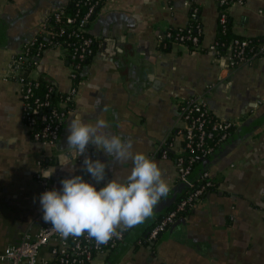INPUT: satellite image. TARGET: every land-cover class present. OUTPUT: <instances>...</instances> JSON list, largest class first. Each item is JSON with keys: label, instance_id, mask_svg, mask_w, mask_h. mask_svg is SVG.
<instances>
[{"label": "crops", "instance_id": "obj_1", "mask_svg": "<svg viewBox=\"0 0 264 264\" xmlns=\"http://www.w3.org/2000/svg\"><path fill=\"white\" fill-rule=\"evenodd\" d=\"M66 3L0 0V253L25 235L33 239L49 224L40 211L44 190L36 176L39 160L45 168H56L46 179L50 190L61 189V180L73 175L95 183L81 168L85 156L109 160L98 189L114 174L121 180L129 174L131 162L112 163L91 144L84 155L68 157L74 171L61 168L57 157L69 153L68 121L78 115L88 123L105 119L107 131L131 139L135 152L161 167L171 188L154 215L133 227L117 249L100 254L98 264H264V56L233 67L227 54H219L214 47L221 14L216 0H105L89 26L97 40L95 55L83 70L58 141L44 144L25 123L21 86L9 69L25 43ZM194 8L202 27L200 45L190 49L171 43L163 49L159 34L171 26H187ZM226 12L234 33L264 37V0L235 2ZM38 61L30 71L48 77L57 92L67 95L72 66L64 50L48 48ZM193 96L235 124L230 138L202 157L189 175L198 183L208 172L216 188L155 239L144 240L148 226L189 190L179 178L176 157L184 153L180 105ZM164 149L173 157H163ZM53 244L41 250L42 258H51Z\"/></svg>", "mask_w": 264, "mask_h": 264}, {"label": "built area", "instance_id": "obj_2", "mask_svg": "<svg viewBox=\"0 0 264 264\" xmlns=\"http://www.w3.org/2000/svg\"><path fill=\"white\" fill-rule=\"evenodd\" d=\"M66 1L67 5H71L73 11H68L67 5L57 9L44 22L38 33L39 35L44 34L48 43L37 39V37L29 39L25 43L24 49L14 56L9 69V76L21 86L20 93L25 123L31 129L33 138L36 141L49 145H54L58 141L63 121L71 111L72 98L78 90L80 69L88 59L95 55L96 38L90 31L89 26L102 13L101 10L105 2V0ZM216 1L221 8L219 21L225 23L227 20L226 9L235 2L244 3L246 0ZM190 19L199 22L197 8L192 10ZM195 27L198 34L193 36L190 33L194 25L191 27H188V25L176 27L180 30L187 29V34L177 33L175 36L170 29H166L159 34V42L163 45L166 41L174 39L172 43L184 44L189 39L192 40L195 46H199L202 27L200 23ZM247 44L248 41L240 42L236 40L235 49L232 46L228 47L226 54L230 57L233 67L251 63L250 61L253 58L264 53V41L259 44L257 51L251 50V56L245 50ZM32 48H35L33 67L38 65V60L46 49L64 50L72 66L69 79L73 84L67 95L59 94L53 84L49 86L44 96L37 95L36 90L40 86L38 76H35L31 71L27 75L25 74V63L22 59V56L29 57L31 55ZM53 92L60 97L57 103L52 102ZM211 113L213 112L207 107L205 99L200 97H190L180 105V120L185 125L181 131L184 139L183 150L184 153L190 155L187 158L180 155L176 160V164L179 178L188 184L189 190L179 201L177 207L155 225L150 240L155 239L162 231L174 224L182 212L195 206L202 199L205 187L213 185L212 182H207L200 188L194 189L195 183L189 180V175L197 160L195 155L199 154L200 157H207L213 153L219 145L230 138L235 127L232 121L221 119ZM168 152L167 149H164L162 151L163 157H168ZM38 166L40 169L36 176L42 183L45 192L50 190L48 181L40 175V171L45 166L41 160L38 161ZM209 175L208 172H204L201 177L204 179L208 178ZM125 237L126 232L123 231L118 237L112 238L103 245H98L94 239L89 238L86 234L79 238L68 237L64 239L52 229V225L49 223L42 226L33 239L29 235H25L19 242L6 247L0 253V262L10 261L12 264H98V256L118 248ZM50 242L54 243L50 247L51 258L44 259L40 256L41 250L48 247Z\"/></svg>", "mask_w": 264, "mask_h": 264}, {"label": "clouds", "instance_id": "obj_3", "mask_svg": "<svg viewBox=\"0 0 264 264\" xmlns=\"http://www.w3.org/2000/svg\"><path fill=\"white\" fill-rule=\"evenodd\" d=\"M110 124L102 118L95 123L83 121L78 115L68 121L67 155L57 157L62 169L74 171L68 157L78 158L94 145L112 163L131 162V170L124 180L115 177L103 187L97 185L106 179L108 162L85 156L81 168L95 183L82 175L61 180V189L48 190L39 197L40 211L45 223L62 238L87 235L98 245L108 243L123 231L144 223L154 215V208L171 191L161 167L149 156L133 150L131 139L107 131ZM54 166L43 168L40 175L51 178Z\"/></svg>", "mask_w": 264, "mask_h": 264}, {"label": "trees", "instance_id": "obj_4", "mask_svg": "<svg viewBox=\"0 0 264 264\" xmlns=\"http://www.w3.org/2000/svg\"><path fill=\"white\" fill-rule=\"evenodd\" d=\"M66 5H67V3H66ZM65 5V6H66ZM69 5H67L66 6V8H68V11H73V9H72V7H71V5L68 7ZM64 7V6H63ZM53 22H52V20H51V24H52ZM198 23H200V22H198L197 20H191V21H189V24H188V27H191L192 25H194V28H193V30H192V32L190 33L192 36L193 35H196V34H198L197 33V31H196V27H195V25H198ZM168 29H170L171 31H172V33H173V35L175 36L177 33H185V34H187V29H182V30H180V29H178V28H176V27H173V26H171L170 28H168ZM173 36V37H174ZM202 36L203 35H201L200 37H201V40H202ZM33 37H37V39H39V40H42V41H45V43H48L47 41H46V38H45V36H44V34H42V35H39V34H35ZM32 37V38H33ZM32 38H30V39H32ZM172 40H174V39H171V40H168V41H166V43L165 44H163V49H166V50H168L169 48H170V45H171V43H172ZM236 40H238V41H240V42H242V41H248V44H247V46L245 47V50H246V52H247V54L249 55V56H251L252 55V52H251V50H253V51H257L258 49H259V44L262 42V41H264V37H244V36H241V35H238V34H236V33H234V31H233V29H232V23H231V20H230V18H229V16L227 15V20H226V22L225 23H221L220 21H219V27H218V32H217V36H216V39H215V43H214V45H215V47L218 49V51H219V54L220 55H224V54H226L227 52H228V47L229 46H232L234 49L236 48ZM200 43H201V41H200ZM96 44H97V40H96ZM96 44H95V52H96ZM184 44L188 47V48H190V49H194L196 46L194 45V43L192 42V40H189V39H187L185 42H184ZM25 46V45H24ZM23 49H24V47H23ZM22 49V50H23ZM21 50V51H22ZM20 51V52H21ZM35 53V48H32V51H31V55L28 57H25V56H22V59H23V61H24V63H25V65H24V72H25V74L27 75L29 72H30V70L33 68V54ZM264 55V53H262V54H259L258 56H256L255 58H253L250 62H252L254 59H256V58H259V57H261V56H263ZM67 59H68V57H67ZM90 60L91 59H88V61H86V63L83 65V67L80 69V71H79V80L80 79H82V77H83V70H84V68L89 64V62H90ZM68 61H69V59H68ZM70 62V61H69ZM38 81H39V84H40V86L37 88V90H36V93H37V95H40V96H44V94L48 91V88H49V86H51V84H52V81L48 78V77H45V76H39L38 77ZM59 94H62V93H59ZM51 99H52V102L53 103H57L58 102V100L60 99V97L58 96V95H56L55 94V92H53V95H52V97H51ZM211 114H213V113H211ZM213 116V115H212ZM215 116V115H214ZM39 124H40V122H39ZM169 153V156L171 157H173V153L172 152H168ZM190 154L189 153H184V154H182V156H184V157H188ZM195 156H197V160L195 161V163H194V166L198 163V162H200V160H201V158L202 157H200L199 156V154H197V155H195ZM179 156H177L176 157V159L178 158ZM194 168V167H193ZM207 182H212V184L213 185H210V186H207V187H205V190H204V194H203V196H202V198L207 194V192L208 191H210V190H212V189H215L216 188V184H215V182H214V180H213V178L209 175V177L207 178H200L199 179V181H198V183H195V186H194V189H197V188H200L202 185H205ZM184 197V196H183ZM182 197V198H183ZM181 198V199H182ZM180 199V200H181ZM179 203V202H178ZM178 203H177V205H178ZM177 205L174 207V208H172L169 212H171L173 209H175L176 207H177ZM188 210H190V209H186L184 212H186V211H188ZM184 212H182V213H184ZM181 213V214H182ZM168 214V213H167ZM161 220V219H160ZM159 220V221H160ZM159 221H157V222H154V223H152V224H150L149 226H148V229L145 231V237H144V240H148V239H150V236H151V232H152V230H153V228L155 227V225L159 222ZM132 229V228H131ZM131 229H129V230H127V231H125L126 232V236L128 235V233L130 232V230ZM117 249V248H116ZM115 250V249H114ZM113 250V251H114ZM51 264H53V263H51Z\"/></svg>", "mask_w": 264, "mask_h": 264}]
</instances>
